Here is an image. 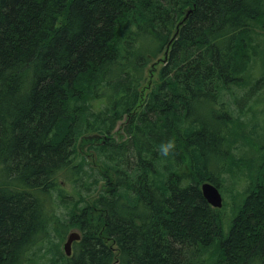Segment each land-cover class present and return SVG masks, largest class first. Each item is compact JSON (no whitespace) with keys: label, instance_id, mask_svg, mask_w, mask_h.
Segmentation results:
<instances>
[{"label":"trees","instance_id":"1","mask_svg":"<svg viewBox=\"0 0 264 264\" xmlns=\"http://www.w3.org/2000/svg\"><path fill=\"white\" fill-rule=\"evenodd\" d=\"M263 57L264 0H0V264H264Z\"/></svg>","mask_w":264,"mask_h":264},{"label":"rangeland","instance_id":"2","mask_svg":"<svg viewBox=\"0 0 264 264\" xmlns=\"http://www.w3.org/2000/svg\"><path fill=\"white\" fill-rule=\"evenodd\" d=\"M264 58V57H263ZM152 65H150L149 67V71L152 70ZM162 63L157 65V72L159 71V69L161 68ZM157 72H155L154 77L152 78V80L157 79ZM264 73V64H263V60L260 61L259 63H257L255 65V70H254V77L256 78H260L262 76V74ZM151 80V79H150ZM152 82V81H151ZM248 101V100H247ZM240 102V103H244L243 104V110L247 113V115L249 116L250 120L252 121V123H257L258 124V130L260 133H262V127H263V123H264V89H262L259 93H254V95L251 97V100H249L248 102ZM245 105V106H244ZM120 138V137H119ZM123 138H125V136H123ZM263 138V137H262ZM84 149L86 150V147H84ZM245 151L246 157H253L257 154L256 150H252V149H245L243 150ZM227 180L225 182V185L229 188L232 189H237V190H243V185L245 184V180L243 178H241V180L236 179V177L233 176H227L226 177ZM62 182V187L65 188L66 190H68L69 192L71 191L70 188V184L65 182L64 179L61 180ZM235 192V191H234ZM222 194L225 198V200H229V195L231 194L230 192L226 193L224 191H222ZM58 212L61 214L62 209H59ZM74 230H69L65 235L63 240H61L60 237H57L56 235H54V241L56 243H58V247L60 249L61 252L65 253L64 251V244L67 240L68 235ZM44 246H47L48 243H43ZM49 247H52V244L48 245ZM43 253L46 250V247H43Z\"/></svg>","mask_w":264,"mask_h":264},{"label":"water","instance_id":"3","mask_svg":"<svg viewBox=\"0 0 264 264\" xmlns=\"http://www.w3.org/2000/svg\"><path fill=\"white\" fill-rule=\"evenodd\" d=\"M192 11L193 10H189L187 12L186 16L183 18V20L180 21V23L178 24L176 33L172 37L170 44L168 45L167 50L165 52L164 61H166V59L168 57V53H169L171 44L173 43V41L177 38V36L179 34V30H180L181 25L185 24V22L188 20V18L190 16V14L192 13ZM161 61L162 60H159V62H156L154 65H152V68H153L152 70H154L156 68V66L161 63ZM201 190H202L204 198L207 200V202L213 208H216V209L223 208L224 197H223L220 189L217 186H215L211 182H205L202 184ZM80 239H81V235L77 231H73L68 235L67 241L64 244V251L68 257L72 256L74 242L79 241Z\"/></svg>","mask_w":264,"mask_h":264},{"label":"clouds","instance_id":"4","mask_svg":"<svg viewBox=\"0 0 264 264\" xmlns=\"http://www.w3.org/2000/svg\"><path fill=\"white\" fill-rule=\"evenodd\" d=\"M175 148L176 143L174 139H168L159 145V151L165 157L170 156L174 152Z\"/></svg>","mask_w":264,"mask_h":264},{"label":"bare ground","instance_id":"5","mask_svg":"<svg viewBox=\"0 0 264 264\" xmlns=\"http://www.w3.org/2000/svg\"><path fill=\"white\" fill-rule=\"evenodd\" d=\"M170 27H171V25H170ZM247 44H248V43H247ZM247 48H248V47H247ZM237 88H238V87H237ZM242 88H243V87H242ZM260 89H261V88H260ZM244 93H245V92H244ZM246 96H247V95H246ZM201 112H202V111H201ZM245 115H246V114H245ZM191 118H192V117H191ZM205 120H206V119H205ZM205 120H204V121H205ZM253 124H254V123H253ZM210 126H212V125H210ZM239 126H241V125H239ZM232 129H234V128H232ZM243 129H244V128H243ZM251 130H252V129H251ZM254 130H256V129H254ZM243 132H244V130H243ZM249 132H250V131H249ZM236 134H237V133H236ZM237 135H239V134H237ZM234 136H235V135H234ZM244 137H245V136H244ZM246 138H247V137H246ZM179 139H180V138H179ZM242 145H243V144H242ZM253 146H254V145H253ZM256 148H257V147H256ZM258 149H259V147H258ZM258 149H257V150H258ZM92 150H93V149H92ZM262 150H263V149H262ZM186 153H187V152H186ZM262 154H263V153H262ZM263 155H264V154H263ZM134 156H135V155H134ZM98 160H99V159H98ZM254 162H255V161H254ZM254 167H255V166H254ZM258 167H259V166H258ZM262 170H263V169H262ZM251 173H252V171H251ZM250 187H251V186H250ZM251 189H253V187H252ZM260 189H262V188H260ZM252 191H253V190H252ZM255 191H256V190H255ZM258 191H259V190H258ZM260 191H261V190H260ZM247 192H248V191H247ZM247 192H246V193H247ZM262 193H263V192H262ZM262 193L260 192L261 195H262ZM263 196H264V193H263ZM250 197H251V196H250ZM253 197H254V196H253ZM260 197H261V196H260ZM260 197H259V198H260ZM244 205H245V204H244ZM47 210H48V209H47ZM250 212H251V211H250ZM248 213H249V212H248ZM250 214H251V213H250ZM251 215H252V214H251ZM243 216H244V215H243ZM249 218H250V217H249ZM249 218H248V219H249ZM243 219L246 220L245 217H244ZM244 223H245V222H244ZM246 223H247V222H246ZM240 224H241V223H240ZM247 224H248V223H247ZM247 226H248V225H247ZM247 226H246V227H247ZM244 228H245V227H244ZM245 230H246V229H245ZM259 233H260V232H259ZM257 234H258V233H257ZM258 235H259V234H258ZM208 237H209V236H208ZM210 245H211V244H210ZM200 252H201V251H200ZM219 264H220V263H219Z\"/></svg>","mask_w":264,"mask_h":264}]
</instances>
